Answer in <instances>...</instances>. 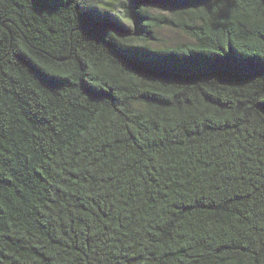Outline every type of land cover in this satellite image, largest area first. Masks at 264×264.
<instances>
[{
	"label": "trees",
	"instance_id": "trees-1",
	"mask_svg": "<svg viewBox=\"0 0 264 264\" xmlns=\"http://www.w3.org/2000/svg\"><path fill=\"white\" fill-rule=\"evenodd\" d=\"M0 264H264V0H0Z\"/></svg>",
	"mask_w": 264,
	"mask_h": 264
},
{
	"label": "rangeland",
	"instance_id": "rangeland-1",
	"mask_svg": "<svg viewBox=\"0 0 264 264\" xmlns=\"http://www.w3.org/2000/svg\"><path fill=\"white\" fill-rule=\"evenodd\" d=\"M160 33L163 45H176L191 40L186 33L172 27L162 28Z\"/></svg>",
	"mask_w": 264,
	"mask_h": 264
}]
</instances>
